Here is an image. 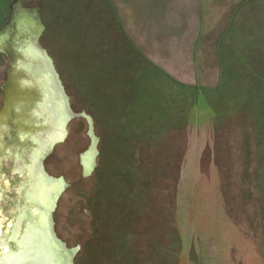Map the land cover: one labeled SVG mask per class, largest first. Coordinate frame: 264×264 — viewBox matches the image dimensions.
I'll return each mask as SVG.
<instances>
[{
    "label": "rangeland",
    "instance_id": "1",
    "mask_svg": "<svg viewBox=\"0 0 264 264\" xmlns=\"http://www.w3.org/2000/svg\"><path fill=\"white\" fill-rule=\"evenodd\" d=\"M21 3L98 139L87 176L83 118L43 162L74 264H264V0Z\"/></svg>",
    "mask_w": 264,
    "mask_h": 264
},
{
    "label": "water",
    "instance_id": "2",
    "mask_svg": "<svg viewBox=\"0 0 264 264\" xmlns=\"http://www.w3.org/2000/svg\"><path fill=\"white\" fill-rule=\"evenodd\" d=\"M12 5L17 9L14 22L0 29V54L8 60L0 108V162L15 159L19 163L15 174L19 175L24 172L23 169H27L31 183L33 186L36 184V192L39 188H54L50 193L48 206L39 193L36 194V205L30 201V205L36 208V233L47 235L55 254L53 264H74L77 251L68 249L56 237L53 222L57 202L67 185L61 178L48 176L43 162L51 155L53 148L65 140L70 121L83 118L88 123V135L92 141L87 153L94 155L88 173L83 166L84 175L87 176L95 166L98 139L93 136L91 119L83 113L72 112L54 63L39 44L42 27L38 11L24 7L20 0H14ZM9 9L11 22L13 6ZM1 191L0 189V197ZM23 209L25 212L27 208ZM16 225L15 223V227ZM30 235L28 238H31ZM20 236L21 234L15 236L11 241L21 254L25 247L17 244ZM32 241L36 251L37 239ZM7 244L9 241L6 237L0 242V247ZM12 259L15 261V253L11 248L6 254L0 253V264H10ZM38 260L39 258H28L24 264H40Z\"/></svg>",
    "mask_w": 264,
    "mask_h": 264
},
{
    "label": "flooded vegetation",
    "instance_id": "3",
    "mask_svg": "<svg viewBox=\"0 0 264 264\" xmlns=\"http://www.w3.org/2000/svg\"><path fill=\"white\" fill-rule=\"evenodd\" d=\"M37 1L40 2L41 0H37ZM12 3L9 5V7L13 6L11 22L9 20V13H8L6 21L0 27V29L4 28V26H6L7 24L10 23L12 24L14 22L15 19L14 13H16L17 9L15 5H12ZM36 10L38 11V16H39L40 8L37 7ZM6 79H7V75H6ZM2 87H1V95H2ZM90 157L91 156L88 153H86L82 157V163L86 173L90 171V164H91ZM18 167H19V163L15 159H12L11 162L9 161L4 162V160L0 162V168H1L0 189L2 190L1 191L2 194L0 197V242L2 241V239H5L6 237L9 241V244L5 245L4 247H0V253L6 254L9 251V248H11L15 253V257L17 256L23 257V255L27 254L29 250L34 249L32 240L37 239L38 242V249L36 248L37 250L46 252L47 255L55 256L52 249V245L49 242L47 235L43 233H39V234L36 233V219H37L36 208L30 205V201L34 203V205H36V194L39 193L41 198H43L44 200V204L48 206L50 193L51 191L54 190V188H48L44 190H42L43 188H39V190L36 192V184L33 186V184L31 183L29 172L27 169H23L24 172H20L19 175L15 174V171L18 169ZM20 199L22 201H20ZM21 202H23V207H21ZM25 207L27 209L25 212H23L24 211L23 208ZM14 222L17 224L16 227ZM43 227L45 229L46 225H44ZM20 234L21 236L19 237L17 244L20 245V247L21 246L25 247V249L21 254L20 251L16 249L15 243L12 242L15 236ZM29 235L31 238H28Z\"/></svg>",
    "mask_w": 264,
    "mask_h": 264
},
{
    "label": "bare ground",
    "instance_id": "4",
    "mask_svg": "<svg viewBox=\"0 0 264 264\" xmlns=\"http://www.w3.org/2000/svg\"><path fill=\"white\" fill-rule=\"evenodd\" d=\"M88 154H90L91 156L90 160L92 164L94 155L92 153H88ZM91 164H90V170H91ZM28 258H32V259L39 258L38 261L40 264H53L55 256L47 255L46 252H42L37 249L36 251H34V249H31L27 252V254L23 255V257L17 256L15 257V261H13L12 259L10 264H24V261L28 260Z\"/></svg>",
    "mask_w": 264,
    "mask_h": 264
},
{
    "label": "crops",
    "instance_id": "5",
    "mask_svg": "<svg viewBox=\"0 0 264 264\" xmlns=\"http://www.w3.org/2000/svg\"><path fill=\"white\" fill-rule=\"evenodd\" d=\"M260 28V27H259ZM259 28L256 30L257 31V33L259 32ZM260 30L262 31V30H264L263 28H260ZM261 33H263V32H261Z\"/></svg>",
    "mask_w": 264,
    "mask_h": 264
}]
</instances>
